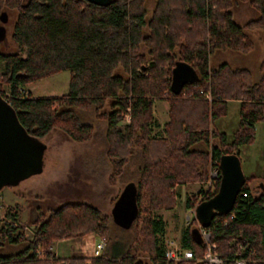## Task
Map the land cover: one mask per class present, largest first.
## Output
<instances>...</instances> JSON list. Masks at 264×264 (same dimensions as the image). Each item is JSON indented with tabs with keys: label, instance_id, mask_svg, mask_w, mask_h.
Masks as SVG:
<instances>
[{
	"label": "trees",
	"instance_id": "1",
	"mask_svg": "<svg viewBox=\"0 0 264 264\" xmlns=\"http://www.w3.org/2000/svg\"><path fill=\"white\" fill-rule=\"evenodd\" d=\"M236 2L248 3L255 15L235 21ZM10 10L15 12L6 35L10 44L0 49V87L5 84L8 93L0 89V96L34 137L58 127L72 139L90 138L93 123L81 120L75 108L102 121L110 178L121 174L133 153L139 156L132 198L140 222L121 251L109 254L103 249L88 262L81 256H56L50 244L57 238L93 232L106 242L112 240L104 212L86 201H63L33 217L30 238L19 250L0 254V264H205L196 219L191 217L179 236V246L190 248L192 258L167 259L159 239L164 222L152 210L174 204V185L208 179L209 160L217 166L220 154L238 155L239 145L254 140V122L264 120V65L252 80L247 68L224 61L213 65L209 56L215 49L252 48L246 30L259 29L264 35V0H152L149 9L146 0H110L104 5L87 0H0V13ZM141 45L145 52L139 50ZM177 59L188 62L197 77L173 93L169 73ZM62 69L68 71L64 93L33 96L24 89L27 82ZM163 89V133L150 134L151 104ZM107 98L109 108L100 109ZM228 99L238 100L229 134L213 123L225 113ZM123 113L129 118L120 124ZM256 177L244 174L230 210L214 213L203 226L224 264L236 258L264 264V183ZM255 178L259 181L253 188ZM217 183L218 169L197 201L213 194ZM195 202L196 196L186 198V206ZM4 214L0 245L23 240L21 229H16L24 225L18 212L7 207Z\"/></svg>",
	"mask_w": 264,
	"mask_h": 264
},
{
	"label": "rangeland",
	"instance_id": "2",
	"mask_svg": "<svg viewBox=\"0 0 264 264\" xmlns=\"http://www.w3.org/2000/svg\"><path fill=\"white\" fill-rule=\"evenodd\" d=\"M152 4V0H146V7ZM254 9L246 2H236L232 6L233 19L243 22L245 19L254 16ZM13 10L7 11L6 19L0 24L6 28V35L9 33L10 18L14 16ZM252 40V48L246 52L231 49H215L209 56V62L213 65L222 61L231 67L243 66L248 68L251 77L254 78L264 65V35L259 29L246 30ZM7 39L8 36H7ZM6 37L2 36L0 49L6 45ZM8 50H14L9 48ZM139 50L145 52V47L141 45ZM23 55V51L21 52ZM168 67L169 65H165ZM1 68V62H0ZM170 74V73H169ZM251 78V79H252ZM68 71L58 70L47 76L27 82L24 89L33 96L59 95L67 89ZM1 91L8 93L7 86L2 84ZM166 89L158 98H154L151 104L152 124L150 134L162 135V123L167 119ZM189 93V92H188ZM208 96V93H205ZM109 98H107L100 109L109 108ZM236 100L227 102L226 112L214 119L216 128L220 124L226 128L229 134L237 119ZM81 120L93 123L92 135L88 139L75 140L65 134L60 128L52 127L43 135L37 137L38 141L44 144L42 149L39 170L29 171L30 174L22 177L11 185L0 186V218L5 217V210L18 212L19 221L24 223L21 229L26 236L31 234L33 223H30L36 215H45L49 207H53L63 201H86L95 205L101 212L107 215V222L113 221L118 224L119 229L132 230L130 235L138 228L140 217L131 221L132 205L131 194L126 190L124 195L115 197L126 181L136 178L137 162L139 156L132 154L120 175L113 178L108 176L110 162L105 154L104 123L96 120L91 112L75 108ZM128 113H123L119 121L120 124L128 121ZM254 140L249 144L238 146L240 154V167L243 174L255 173L264 175V121L254 123ZM139 164V162H138ZM210 160L208 162V175L211 172ZM33 172V173H31ZM264 183V178L260 180ZM209 187L208 179L203 182L188 181L176 184L173 187L174 204L169 208H159L152 210L163 220L164 228L160 235V240L164 248H177L179 246V236L182 228L188 220L193 217V206L200 197L199 191ZM196 196V202L192 206H186V198ZM114 200V201H113ZM129 221L132 223L129 225ZM128 223V224H127ZM121 225V226H119ZM134 229V230H133ZM18 243L1 244L0 254L16 250Z\"/></svg>",
	"mask_w": 264,
	"mask_h": 264
},
{
	"label": "water",
	"instance_id": "3",
	"mask_svg": "<svg viewBox=\"0 0 264 264\" xmlns=\"http://www.w3.org/2000/svg\"><path fill=\"white\" fill-rule=\"evenodd\" d=\"M104 5L110 0H87ZM6 19V13H0V21ZM4 36V27L0 24V38ZM197 77L194 68L184 60H175L170 68L169 89L177 93L184 83ZM44 144L30 135L18 120L9 103L0 96V186L14 184L17 180L40 168ZM218 183L210 196L198 200L192 210L193 217L206 226L214 213H226L230 210L235 195L244 180L239 157L235 152L219 155L217 160ZM33 173V172H31Z\"/></svg>",
	"mask_w": 264,
	"mask_h": 264
},
{
	"label": "crops",
	"instance_id": "4",
	"mask_svg": "<svg viewBox=\"0 0 264 264\" xmlns=\"http://www.w3.org/2000/svg\"><path fill=\"white\" fill-rule=\"evenodd\" d=\"M254 15H255V13H254ZM13 18H14V16H12L10 18V26L12 25ZM3 27H4V25H3ZM10 28L11 27H9V32H10ZM4 37H6V28L4 29ZM6 40H7V38H6ZM7 44L8 45L10 44V42L8 40H7ZM261 63H263V62L262 61L259 62V68L262 70V67L260 66ZM237 67H240V66H237ZM241 67H243V66H241ZM260 73L261 72L259 71V73L254 78L251 77L252 80H256L259 77ZM250 75H251V73H250ZM229 100H231V99H228L226 101V106H227V102ZM234 100H236V103H237L236 105L238 108V100L237 99H234ZM225 112H226V110H225ZM261 121H264V120H261ZM223 125L224 124H220L217 129L223 130L224 132H226V130H225L226 128ZM261 128L264 129V125H262ZM254 129H255V125H254ZM239 154H240V151L238 152V155ZM239 160H240V158H239ZM249 174H254L258 177L260 176V178H264V175H260V174L257 175L255 173H249ZM258 177H256V178H258ZM256 178L252 180V187L253 188H256L258 186L257 181H259V180H256ZM132 181H129V180L126 181L124 183L123 187L121 188V190L119 191V193L117 194V196H115V197H120V196L124 195L126 190L130 191L131 205H132V210H133L132 217L130 219H131V221L132 220L135 221V206H134V201L132 198V191H133ZM131 224L132 223L129 221V225H131ZM119 226H121V225H119ZM117 227H118V224H116L115 222H113V221L108 222L109 237H111L112 240H109L107 242L105 241V238L98 236L97 234H95L93 232H86V233H83L80 235H74V236L61 237V238L54 239L50 244V249L54 253V255H56V256H60V257L81 256V257L85 258V262H88V258L90 256H93L92 250H93L94 244L99 239H102V246L100 248V251H102L104 249L107 253L113 254L116 251V249L118 251L119 250L121 251L123 248H125V246L128 244L129 240L132 237V235H130V231L132 232V230L127 231L123 228L118 230ZM31 234H32V230H31ZM31 234L26 236L24 234V232L22 233L21 236L23 237V240L16 242L19 244V246H17L16 250H19L20 248H22V246L25 244L24 240L27 238H30ZM16 250H14V251H16ZM14 251L11 250L10 252H6L5 254L11 253ZM1 254H4V253H1ZM138 256L141 258L142 261L146 260V256H143L142 254H139Z\"/></svg>",
	"mask_w": 264,
	"mask_h": 264
},
{
	"label": "built area",
	"instance_id": "5",
	"mask_svg": "<svg viewBox=\"0 0 264 264\" xmlns=\"http://www.w3.org/2000/svg\"><path fill=\"white\" fill-rule=\"evenodd\" d=\"M209 97V96H207ZM217 173V166L212 165L211 166V172L208 175V183L209 187L211 186V178L215 176ZM244 194V193H242ZM197 232L200 236V238L205 243V250L203 251L200 259L205 262V264H224L223 260L214 252V244L208 241V231L203 225H200L198 222L196 224ZM102 246V239H99L93 247L92 253L93 255H96L99 253L100 248ZM164 256L167 259H178V258H184L189 259L192 258V252L191 249L184 246H178L177 248H165L164 250ZM231 264H246V262L243 259L236 258L232 261Z\"/></svg>",
	"mask_w": 264,
	"mask_h": 264
},
{
	"label": "flooded vegetation",
	"instance_id": "6",
	"mask_svg": "<svg viewBox=\"0 0 264 264\" xmlns=\"http://www.w3.org/2000/svg\"><path fill=\"white\" fill-rule=\"evenodd\" d=\"M19 180H20V179H19ZM17 181H18V180H17ZM17 181H16V182H17Z\"/></svg>",
	"mask_w": 264,
	"mask_h": 264
}]
</instances>
